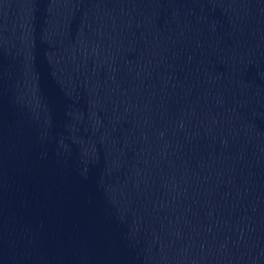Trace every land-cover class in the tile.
Instances as JSON below:
<instances>
[{
    "label": "water",
    "instance_id": "water-1",
    "mask_svg": "<svg viewBox=\"0 0 264 264\" xmlns=\"http://www.w3.org/2000/svg\"><path fill=\"white\" fill-rule=\"evenodd\" d=\"M0 264H264V0H0Z\"/></svg>",
    "mask_w": 264,
    "mask_h": 264
}]
</instances>
